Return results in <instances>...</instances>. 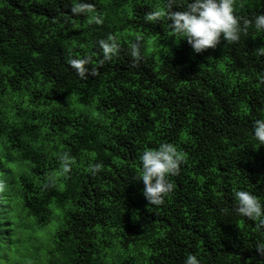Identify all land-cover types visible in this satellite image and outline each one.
<instances>
[{"label": "trees", "instance_id": "16d2710c", "mask_svg": "<svg viewBox=\"0 0 264 264\" xmlns=\"http://www.w3.org/2000/svg\"><path fill=\"white\" fill-rule=\"evenodd\" d=\"M75 2L0 0V264H184L189 253L264 264V229L233 211L237 188L264 200V144L252 136L264 117V33L249 26L197 53L166 19H145L164 0H87L94 7L73 14ZM237 5L242 18L264 12V0ZM126 30L177 40L155 58ZM109 35L121 46L105 59L98 42ZM83 57L86 78L69 63ZM162 142L185 159L153 205L135 176L140 153Z\"/></svg>", "mask_w": 264, "mask_h": 264}, {"label": "clouds", "instance_id": "9594fccd", "mask_svg": "<svg viewBox=\"0 0 264 264\" xmlns=\"http://www.w3.org/2000/svg\"><path fill=\"white\" fill-rule=\"evenodd\" d=\"M182 4V8L175 9L174 5ZM239 6H243L242 4ZM94 5L87 0H76L71 7L73 14L89 11ZM237 0H164L162 6L158 5L145 14L147 21L155 22L166 19L170 29L169 34L177 39L184 38L192 49L199 53L208 47H215L223 35L228 42H236L242 33H247L252 26L256 33H264V12L253 18H242L237 14ZM101 22L97 16L90 17L89 22ZM137 41L140 37L136 38ZM105 59H110L120 48L117 39L109 35L99 40ZM258 53L264 55V46L257 49ZM130 55L136 60L140 58L138 44H131ZM90 57L72 58L69 63L79 76L86 78L89 69L86 65ZM103 63V61H100ZM93 75L96 69H91ZM252 136L258 144H264V117L254 120L252 125ZM185 157L181 150L172 142H162L156 148H146L139 155L141 164L136 179L143 182V194L153 205H161L165 197L173 188L174 183L169 179L179 173L180 165ZM62 170L67 173L72 167V157L68 152L59 156ZM100 169V163L91 165V171L95 173ZM0 191H3V181H0ZM235 205L233 211L240 216L250 218L256 222L258 229H264V200L245 188H237L233 193ZM227 211V209H223ZM256 250L264 257V239L256 242ZM184 264H201L196 254L189 253Z\"/></svg>", "mask_w": 264, "mask_h": 264}, {"label": "rangeland", "instance_id": "374dc122", "mask_svg": "<svg viewBox=\"0 0 264 264\" xmlns=\"http://www.w3.org/2000/svg\"><path fill=\"white\" fill-rule=\"evenodd\" d=\"M124 33L132 35L134 37H140V43L144 49V51L146 53H150L152 54L155 58H159V56L161 54H164L166 52H169L171 47L176 43L177 39H173V41H157L156 38H153L152 36H146V35H142L139 32H133L130 30H126L124 31ZM52 212L51 214H53V223L51 225H49L50 227H53L55 224H57L56 220H55V213L56 210L52 207ZM52 235V229L49 230H45L44 232V236L50 237Z\"/></svg>", "mask_w": 264, "mask_h": 264}]
</instances>
